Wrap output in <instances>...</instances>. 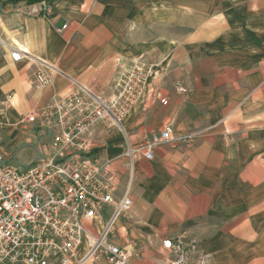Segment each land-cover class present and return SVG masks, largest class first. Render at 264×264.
<instances>
[{"label": "crops", "instance_id": "crops-1", "mask_svg": "<svg viewBox=\"0 0 264 264\" xmlns=\"http://www.w3.org/2000/svg\"><path fill=\"white\" fill-rule=\"evenodd\" d=\"M48 2L43 10V0H0V98L11 95L4 159L53 158L52 133L24 117L80 86L109 98L120 65L140 61L156 72L151 91L122 125L101 121L87 135L114 199L133 202L113 220L110 240L132 246L134 264H167L168 237L196 243L210 264H264V0ZM13 45L23 50L19 61ZM41 69L51 79L44 87L35 83ZM165 128L172 139L153 160L126 155ZM111 214L109 206L93 229Z\"/></svg>", "mask_w": 264, "mask_h": 264}, {"label": "built area", "instance_id": "built-area-1", "mask_svg": "<svg viewBox=\"0 0 264 264\" xmlns=\"http://www.w3.org/2000/svg\"><path fill=\"white\" fill-rule=\"evenodd\" d=\"M50 6L51 2L43 1V10ZM22 52L20 46H11V59L19 61ZM153 73L140 61L122 63L109 98L80 86L24 117L52 133L56 153L53 158L42 156L29 164H16L0 152V264H93L101 256L103 264H134L133 247L117 245L109 237L113 220L128 214L132 199L129 195L114 199L107 166L92 152L87 135L101 121L108 126L122 125L140 93L151 91L148 80ZM50 80L41 69L35 83L44 87ZM10 101L9 94L0 98V127ZM199 133L188 134L185 140ZM171 139L170 128H165L129 146L126 155L140 153L153 160L157 145ZM109 206V222L101 232L94 230L96 218ZM162 245L171 254L165 258L167 264H210L196 243L187 248L181 240L168 237ZM193 254L199 256L196 261L191 260Z\"/></svg>", "mask_w": 264, "mask_h": 264}, {"label": "trees", "instance_id": "trees-1", "mask_svg": "<svg viewBox=\"0 0 264 264\" xmlns=\"http://www.w3.org/2000/svg\"><path fill=\"white\" fill-rule=\"evenodd\" d=\"M29 1L33 2V1H39V0H29Z\"/></svg>", "mask_w": 264, "mask_h": 264}, {"label": "bare ground", "instance_id": "bare-ground-1", "mask_svg": "<svg viewBox=\"0 0 264 264\" xmlns=\"http://www.w3.org/2000/svg\"><path fill=\"white\" fill-rule=\"evenodd\" d=\"M86 247H87V245L85 246V248H86ZM85 248H84V249H85Z\"/></svg>", "mask_w": 264, "mask_h": 264}, {"label": "rangeland", "instance_id": "rangeland-1", "mask_svg": "<svg viewBox=\"0 0 264 264\" xmlns=\"http://www.w3.org/2000/svg\"><path fill=\"white\" fill-rule=\"evenodd\" d=\"M44 1V0H43ZM52 4V3H51Z\"/></svg>", "mask_w": 264, "mask_h": 264}]
</instances>
